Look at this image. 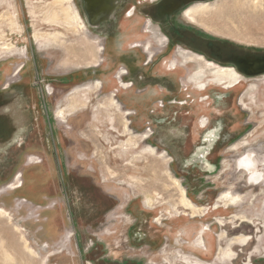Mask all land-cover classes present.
<instances>
[{"label":"rangeland","instance_id":"374dc122","mask_svg":"<svg viewBox=\"0 0 264 264\" xmlns=\"http://www.w3.org/2000/svg\"><path fill=\"white\" fill-rule=\"evenodd\" d=\"M166 1L0 0V264H264V0Z\"/></svg>","mask_w":264,"mask_h":264},{"label":"bare ground","instance_id":"6f19581e","mask_svg":"<svg viewBox=\"0 0 264 264\" xmlns=\"http://www.w3.org/2000/svg\"><path fill=\"white\" fill-rule=\"evenodd\" d=\"M61 1V2H60ZM68 2L70 0H59V2L62 4V2ZM208 1L210 0H167L166 3L164 4V6L160 9L159 11V16L161 18H167V17H171V16H174L176 15L177 12H181L182 9H186L189 8V11H188V15L191 16V14H195L196 11H199V10H203V12L206 10L209 9V4H208ZM256 2H258V0H255ZM58 6V5H57ZM61 6V5H59ZM63 10V15L65 17V20L66 21H69L71 23V26L72 25H77V28H80L81 26L79 25L78 23V20H79V14L77 12V14H74L69 8H61ZM63 18V17H62ZM52 19L54 21H58L59 20V16L57 15H54L52 17ZM61 19V18H60ZM94 21V20H93ZM88 26H86L87 28ZM55 42L58 43V44H63V41L59 38H55ZM201 44V42H199ZM180 59L181 61L184 63V65H186L187 63L190 64V61H198V59H194V57L190 56L189 54H187L185 51H183L181 54H180ZM260 61L257 62V60L255 61V59H249V60H246L244 62L243 65H241V67L244 69V70H247L248 74L250 75H257V69L256 67L260 65L259 63ZM262 62V61H261ZM219 74H221L222 76L218 79L219 82H224V81H227V83L229 84L228 85V88L229 89H235L237 88L238 86H240L241 84V81H242V77L241 75H239V73H237L236 70L234 71H228V72H219ZM123 79V76L120 77V80L122 81ZM202 91V90H200ZM85 103L80 100L79 98L76 97V94L74 95V97L72 98V103L71 105L69 106V108L67 110H60L58 113H59V118L60 119H65V118H68L71 114L75 113L76 110L78 109V107L84 105ZM115 106H116V109H114L115 111L117 112H120L122 113V106L121 105H118L116 103H114ZM3 119V118H2ZM8 120V119H7ZM3 126V125H2ZM6 128V127H5ZM108 135V134H107ZM111 136V135H110ZM113 137V136H112ZM110 139V138H109ZM107 140H108V137H107ZM114 140V138H113ZM112 140V141H113ZM109 141V140H108ZM203 151V150H202ZM202 162V161H201ZM248 165L250 166L251 165V168L248 169V173L252 172V168L254 167V163L253 162H249L248 159L244 160L243 161V166L245 169L248 168ZM242 174H243V171H240ZM251 174V173H250ZM244 175V174H243ZM252 177H254L255 181L256 182H264V175L263 174H256V171L252 172ZM133 179V178H131ZM138 183H143L144 181L143 180H137ZM239 198H235L233 199V202H237ZM224 201V200H222ZM226 203V201H224ZM147 204L149 206H152L154 204V199H153V196L152 195H149L147 196ZM189 207H191V205H188ZM192 208V207H191ZM218 208V207H217ZM2 211V210H1ZM1 214V213H0ZM26 247V246H25ZM27 248V247H26ZM4 253V252H3ZM9 259V258H8ZM12 259V258H11ZM10 261V260H9Z\"/></svg>","mask_w":264,"mask_h":264},{"label":"flooded vegetation","instance_id":"af4514ba","mask_svg":"<svg viewBox=\"0 0 264 264\" xmlns=\"http://www.w3.org/2000/svg\"><path fill=\"white\" fill-rule=\"evenodd\" d=\"M85 5L87 6V10L91 15L92 21L94 20L93 22H97V21H100V19H102L104 16H108L110 13H112L118 7V0H85ZM156 14H157V11H156ZM167 18H166V20H167ZM205 40H207V39H205ZM207 41L209 42V40H207ZM223 43H225V42H223ZM225 44H227V43H225ZM198 45H200V44H198ZM222 51L224 52V50H222ZM249 59H255V60H259V61L264 60V59H258L256 57H248V58H244V59L238 57V58H235V63L236 64L238 63L241 66L244 64V62L246 60H249ZM244 71L246 73H248L247 70H244ZM0 114L2 115V113H0ZM2 118L3 117L0 116V129H1L2 125L5 124L4 118L3 119ZM0 140H1V138H0ZM32 156H34V155H32ZM37 158H39L41 160V165L45 163L44 159H42L41 157L38 156ZM246 159H248V161L250 163L251 162L254 163V167L252 168L253 169L252 172L256 171V174H259V173L263 174L261 171H259L258 160L256 159V157H254V155L252 153L246 154L245 157H242L238 161L239 162V164H238L239 172L243 171L245 178L250 177L249 181L246 182V184H249L248 186L250 188L251 187H257V186L263 184L264 182H259V181L256 182L255 181L254 177L251 176L252 172H250L251 174L248 173V169L251 168V165L250 166L248 165L247 169L244 168L243 161ZM236 171H238V170L236 169Z\"/></svg>","mask_w":264,"mask_h":264},{"label":"water","instance_id":"95a60500","mask_svg":"<svg viewBox=\"0 0 264 264\" xmlns=\"http://www.w3.org/2000/svg\"><path fill=\"white\" fill-rule=\"evenodd\" d=\"M256 61V60H255ZM259 60H257L258 62ZM262 61V62H261ZM259 63L260 65L256 67L257 69V75L264 73V60H261Z\"/></svg>","mask_w":264,"mask_h":264}]
</instances>
